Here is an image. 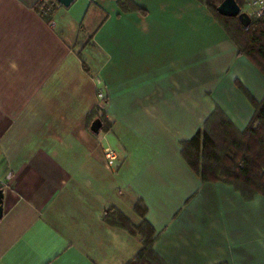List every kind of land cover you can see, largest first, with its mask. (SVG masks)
<instances>
[{
  "label": "crops",
  "instance_id": "crops-1",
  "mask_svg": "<svg viewBox=\"0 0 264 264\" xmlns=\"http://www.w3.org/2000/svg\"><path fill=\"white\" fill-rule=\"evenodd\" d=\"M40 1L0 0V128L13 125L0 151V264H125L141 240L104 211L138 224L137 199L166 264H264V197L201 182L179 144L215 106L245 127L253 107L235 80L259 101L262 72L197 0H131L142 10L127 12L73 0L49 23Z\"/></svg>",
  "mask_w": 264,
  "mask_h": 264
},
{
  "label": "trees",
  "instance_id": "trees-1",
  "mask_svg": "<svg viewBox=\"0 0 264 264\" xmlns=\"http://www.w3.org/2000/svg\"><path fill=\"white\" fill-rule=\"evenodd\" d=\"M235 1L240 7L245 2ZM197 2L203 4L215 17L228 39L236 46L238 54L246 57L264 76V19H253L247 27H243L237 17L218 14L216 6L221 0ZM39 4L38 11L41 14L42 2ZM116 5L123 12L142 10L131 0H118ZM41 16L49 23L50 15ZM82 67L87 72L84 60ZM235 86L253 107L246 126L237 128L230 117L215 106L191 138L179 143L180 157L201 182L231 185L244 201H252L257 195L264 197V96L258 101L238 80H235ZM96 109L87 114V120L99 118L104 128V113L98 116ZM146 209L141 199L135 201L133 211L140 218L136 225L114 207L104 211L106 224L122 228L141 240L139 251L125 264H166L153 248L158 235L145 218Z\"/></svg>",
  "mask_w": 264,
  "mask_h": 264
},
{
  "label": "built area",
  "instance_id": "built-area-1",
  "mask_svg": "<svg viewBox=\"0 0 264 264\" xmlns=\"http://www.w3.org/2000/svg\"><path fill=\"white\" fill-rule=\"evenodd\" d=\"M42 7L41 8V15L43 16H51L53 11V6L57 3L55 0H41ZM240 10L247 13L250 17L251 21L253 19L257 18H263L264 19V0H247L246 1V9L243 10V7H240ZM51 22V21H49ZM100 95V94H99ZM104 106L103 98L100 97L99 105ZM104 157L106 160V165L111 168L115 167V162L117 161V153L116 151L111 148L105 146L103 148ZM5 187V181H3L2 178H0V189H3Z\"/></svg>",
  "mask_w": 264,
  "mask_h": 264
},
{
  "label": "water",
  "instance_id": "water-1",
  "mask_svg": "<svg viewBox=\"0 0 264 264\" xmlns=\"http://www.w3.org/2000/svg\"><path fill=\"white\" fill-rule=\"evenodd\" d=\"M57 3L63 5L64 7L69 6L73 0H55ZM216 11L218 14L227 17H237L241 26L247 27L251 23V19L247 13L240 10V6L235 0H221V2L216 6ZM99 118H95L91 121L90 130L94 134L99 133L102 122ZM3 190L0 189V219L3 215Z\"/></svg>",
  "mask_w": 264,
  "mask_h": 264
},
{
  "label": "rangeland",
  "instance_id": "rangeland-1",
  "mask_svg": "<svg viewBox=\"0 0 264 264\" xmlns=\"http://www.w3.org/2000/svg\"><path fill=\"white\" fill-rule=\"evenodd\" d=\"M245 2H244V4H243V10L244 9H246V1L247 0H244ZM104 106L101 104V105H99L98 106V108L97 109H99V112H98V114L99 115H102L103 114V108ZM1 126V125H0ZM0 130L2 131L3 130V133L0 135V146H1V148H0V151H5V150H7V151H9L10 150V145H9V143H10V137H12V135H13V133H12V130H13V125H12V127H8V126H6V128H0ZM11 133V134H10ZM2 144V145H1ZM1 153V152H0ZM3 179V178H2ZM3 181H4V179H3ZM126 211V210H125ZM126 213L127 214H131V215H134V213L131 211V212H129V211H126ZM128 216V215H127ZM130 217V216H129ZM134 224V223H133ZM134 225H136V224H134Z\"/></svg>",
  "mask_w": 264,
  "mask_h": 264
}]
</instances>
